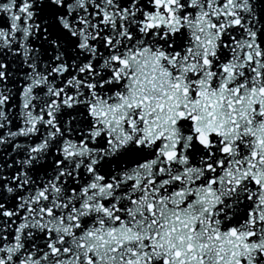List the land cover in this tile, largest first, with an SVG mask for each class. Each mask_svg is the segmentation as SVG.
<instances>
[{
    "label": "snow or ice",
    "instance_id": "snow-or-ice-1",
    "mask_svg": "<svg viewBox=\"0 0 264 264\" xmlns=\"http://www.w3.org/2000/svg\"><path fill=\"white\" fill-rule=\"evenodd\" d=\"M0 264H264V0H0Z\"/></svg>",
    "mask_w": 264,
    "mask_h": 264
}]
</instances>
